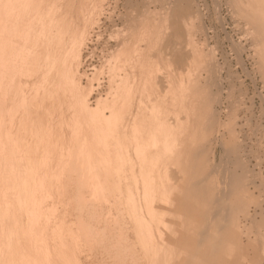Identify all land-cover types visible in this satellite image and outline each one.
I'll return each instance as SVG.
<instances>
[{
	"label": "rangeland",
	"instance_id": "obj_1",
	"mask_svg": "<svg viewBox=\"0 0 264 264\" xmlns=\"http://www.w3.org/2000/svg\"><path fill=\"white\" fill-rule=\"evenodd\" d=\"M94 2L99 6L98 14L82 44L79 75L91 107L102 100V107L111 103L117 110L111 127L122 145H127L123 149L130 163L125 166L127 174L140 175V181L143 175L154 174L152 163L156 159H146V154L155 143L167 157L170 150L161 149V141L152 136L160 124L168 127L175 137L173 142H179L171 163L172 174L176 170L177 175L171 174L176 179L170 182V202H158L154 208L167 223V234L177 233L178 227L183 229L173 238L174 248L168 250L163 248V238L158 237L162 252L157 264H194L189 259L191 254H195V264H264V0L62 1L57 13L67 16L70 23L62 27L66 49L73 43L76 26L84 24L82 13L85 15ZM181 3L189 11L187 16L180 15L178 24L174 18L183 8ZM134 46L141 47L143 55L134 56ZM175 49L180 50L177 55L186 56L183 66L176 62ZM76 50L74 45L71 53ZM62 53L65 57L70 54L65 49ZM139 63L145 74L141 90L136 91L126 75ZM106 97L110 98L107 103ZM130 102L137 111L128 108ZM68 105L63 112V128L75 114ZM131 113L139 114L138 121ZM132 121L141 135L136 143ZM172 156L163 166H169ZM145 163L146 172L141 174L139 169ZM119 198L123 199L117 202L122 209L123 194ZM111 199L118 200L116 196ZM115 203L111 201V235L121 232V238L127 239L119 241L122 249L134 242L135 235L127 228L126 206V211L122 210L127 215L121 216ZM159 228L163 230V225ZM214 231L217 244L211 254ZM112 250L111 258L117 259V251ZM141 250L136 246L137 257L143 256L138 262L145 261ZM104 252L110 253L96 249L94 255L101 256L91 255V260L87 257L89 261L83 259L81 263L112 264L110 254ZM119 260L116 264H121Z\"/></svg>",
	"mask_w": 264,
	"mask_h": 264
},
{
	"label": "bare ground",
	"instance_id": "obj_2",
	"mask_svg": "<svg viewBox=\"0 0 264 264\" xmlns=\"http://www.w3.org/2000/svg\"><path fill=\"white\" fill-rule=\"evenodd\" d=\"M62 1L69 0H0V264H82L83 259L97 256L94 252L102 248L110 251L104 253L110 254L105 259H112V264L119 257L121 264H157L162 252L158 237L163 238V248L168 250L183 229L178 227L177 233L174 230L167 234L168 225L154 208L158 202H170V182L177 175L175 170L171 178V163L179 142H173L175 137L161 122L152 136L161 141V149L170 150L168 158L173 153L169 166H163L167 157L155 143L154 149L146 152V159H156L152 163L156 167L154 174L143 175L141 181L137 180L140 175L127 174L125 166L130 163L123 150L127 145H122L111 127L116 109L111 103L105 105L111 96L106 97L104 107L102 100L91 107L79 75L82 44L99 6L94 2L85 15L82 13L84 24L76 26L73 43L66 49L62 27L67 25V16L57 13ZM181 5L183 8L175 10L178 16L174 21L178 24L180 15L187 16L189 11L185 6V14ZM74 45L77 50L71 53ZM64 49L70 53L68 57L63 56ZM131 52L136 57L143 55L138 46ZM177 53L180 50L174 53L176 62L183 66L186 56ZM144 70L139 63L130 68L128 75L124 74L136 91L142 88ZM66 104L75 114L63 128ZM132 105L130 102L128 108ZM131 115L138 121L139 114ZM133 121L136 140L130 137L136 143L140 132ZM147 163L140 167L141 174L146 172ZM120 194L125 203L122 209L126 206L130 222L127 228L133 229L135 235L134 242L122 249L121 232L111 228L112 200L117 210L120 206L121 216L127 215L119 204L123 200ZM113 196L119 199L114 201ZM161 224L163 230L159 228ZM136 246L142 249L144 263L138 262L143 256L137 257ZM111 250L117 251V259L111 258ZM189 259L196 263L195 254Z\"/></svg>",
	"mask_w": 264,
	"mask_h": 264
},
{
	"label": "crops",
	"instance_id": "obj_3",
	"mask_svg": "<svg viewBox=\"0 0 264 264\" xmlns=\"http://www.w3.org/2000/svg\"><path fill=\"white\" fill-rule=\"evenodd\" d=\"M214 229H216V230H219V231H221V228L219 229V228H217V227H214ZM218 232V231H217ZM214 233H216L215 231L214 232H211V234H212V240H211V242H210V248H211V254H213L214 253V246L217 244V242L215 241V235H214ZM221 239H223V238H221ZM215 241V242H214ZM213 251V252H212ZM212 256V255H211ZM214 259H217V257H214Z\"/></svg>",
	"mask_w": 264,
	"mask_h": 264
}]
</instances>
